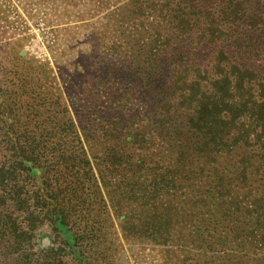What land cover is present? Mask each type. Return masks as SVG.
Masks as SVG:
<instances>
[{
    "label": "trees",
    "instance_id": "16d2710c",
    "mask_svg": "<svg viewBox=\"0 0 264 264\" xmlns=\"http://www.w3.org/2000/svg\"><path fill=\"white\" fill-rule=\"evenodd\" d=\"M126 24L138 47L111 48L126 67L94 79L79 126L9 67L28 60H0V264H114L127 202L126 237L264 264V0H129L109 19Z\"/></svg>",
    "mask_w": 264,
    "mask_h": 264
},
{
    "label": "rangeland",
    "instance_id": "374dc122",
    "mask_svg": "<svg viewBox=\"0 0 264 264\" xmlns=\"http://www.w3.org/2000/svg\"><path fill=\"white\" fill-rule=\"evenodd\" d=\"M128 1L0 0V60L7 58L14 60L18 57L28 60V64L20 63L19 66L9 67L14 68V71H32L40 80V84L45 86L43 90L47 92L45 93L47 99L52 103L61 102L68 113L59 112L72 117L78 125L79 121L83 120L85 107L83 101L93 102L89 91H92V82L96 84L94 79L104 71L103 68L126 67L123 58L118 60L114 53L112 54V47L116 44L124 45L129 50L131 46H136L132 37L122 35V31L127 35L132 32L128 24L119 27L120 30L109 25L112 12ZM207 57L208 52L198 50V60L202 64L207 62ZM17 60L14 64L18 63ZM126 60L130 62L131 58ZM96 87L104 94L103 88ZM134 104H137L138 111L144 106L142 101H135ZM60 110H64V107ZM144 123L147 124L146 121ZM144 184L148 182H142V188L146 191ZM187 199H190V193L182 198ZM161 200L164 201L166 198ZM174 203L178 204L175 201ZM127 204L126 208L129 206ZM182 204L190 205V201ZM134 205L130 211L126 208L122 211L116 209L117 214L110 209L115 224L114 229L109 232L112 233L110 240L115 244L111 250V260H114V264L197 262L196 251L185 246L184 242L187 240H182L185 234L178 235V230L173 236L174 240L166 245L152 244L150 241L132 236L126 237L124 229H128V226L125 220L127 217H138L134 211L140 208V204L136 202ZM38 244L42 248L53 245L47 227L40 232Z\"/></svg>",
    "mask_w": 264,
    "mask_h": 264
}]
</instances>
